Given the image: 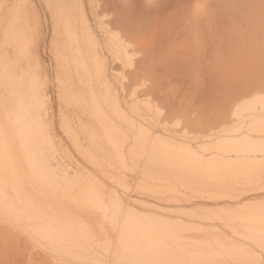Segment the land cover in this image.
<instances>
[{"label": "rangeland", "instance_id": "374dc122", "mask_svg": "<svg viewBox=\"0 0 264 264\" xmlns=\"http://www.w3.org/2000/svg\"><path fill=\"white\" fill-rule=\"evenodd\" d=\"M240 1L0 0V233L30 264H264V156L198 165L154 143L257 136L264 17L228 15ZM130 212L205 239L137 255L119 238Z\"/></svg>", "mask_w": 264, "mask_h": 264}, {"label": "bare ground", "instance_id": "6f19581e", "mask_svg": "<svg viewBox=\"0 0 264 264\" xmlns=\"http://www.w3.org/2000/svg\"><path fill=\"white\" fill-rule=\"evenodd\" d=\"M234 9H231V11H229L230 13L228 14V11H227V13L226 14H228V15H230L231 13L233 14V13H236V11H234V10H238V11H240V13H242V14H247V15H254V16H258V17H264V0H241L235 7H233ZM218 9H223V8H221V7H219ZM225 9V8H224ZM225 10H227V9H225ZM102 11V10H101ZM220 11V10H219ZM223 12V11H222ZM223 12V13H224ZM227 15V16H228ZM235 15V14H234ZM236 16V15H235ZM258 30H261V29H258ZM242 31H244V30H242ZM247 31H248V29H247ZM237 33V32H236ZM239 33H237L236 35H238ZM240 34H242V32L240 33ZM254 34V33H253ZM257 34L259 35V36H257V39L258 38H263L264 39V33L263 32H261V31H257ZM246 35V34H245ZM240 36V35H239ZM244 37V36H243ZM250 37V36H249ZM249 37H246V38H249ZM16 38V37H15ZM121 38V37H120ZM242 38V37H241ZM255 38H256V36H255ZM135 40V39H134ZM247 43V42H246ZM121 44V43H120ZM127 44V43H126ZM121 45H123V44H121ZM244 45V44H243ZM126 46V48L128 47L127 45H125ZM124 47V46H123ZM120 48V47H119ZM126 51L128 50V49H125ZM119 51V50H118ZM125 51V52H126ZM120 52H122V51H120ZM124 52V51H123ZM243 53V52H242ZM123 53H120V55H122ZM246 54V53H245ZM118 55V54H117ZM10 56V55H9ZM119 57V56H118ZM126 57V56H125ZM10 58H12V57H10ZM120 58H122V57H120ZM119 58V59H120ZM10 60V59H9ZM5 61H7V60H5ZM9 62V61H8ZM6 64V63H5ZM133 65V64H132ZM18 68V67H17ZM7 70V69H6ZM7 72V71H6ZM1 74V73H0ZM3 74V73H2ZM119 74V73H118ZM6 75H8V73H6ZM14 74L12 73V75L11 76H13ZM8 77V76H7ZM15 77H16V74H15ZM18 77V76H17ZM12 78V77H11ZM10 81H13V80H9V82ZM7 83L6 82V84H8L7 86H9V84L10 83ZM14 82H16V81H14ZM14 82H11L12 84H10L11 86L13 85H15L14 84ZM19 82H21V81H19ZM0 84H1V82H0ZM32 85V84H31ZM239 85V84H238ZM1 86H2V84H1ZM6 86V85H5ZM12 86V87H13ZM33 86L34 85H32L31 87L33 88ZM16 87H17V85H16ZM1 88V91H2V88L3 87H0ZM11 88V87H10ZM9 88V89H10ZM14 88V87H13ZM13 88H11V89H13ZM39 88V87H38ZM3 89H5L6 90V87L5 88H3ZM9 89H8V91H9ZM11 89H10V91H11ZM14 89H16V88H14ZM31 89V88H30ZM4 90V91H5ZM34 92H33V99H35V98H37L38 96H36L35 94H36V87H34L33 89H32ZM39 90V89H38ZM1 91H0V94H1ZM9 91V92H10ZM15 91V90H14ZM30 91V90H29ZM8 92V93H9ZM264 92V91H263ZM12 93V92H11ZM11 93H9V94H11ZM17 93V92H16ZM24 94V93H23ZM137 94V93H136ZM248 93H245V95H247ZM260 94V93H259ZM2 95V94H1ZM1 95H0V97H1ZM4 95V94H3ZM12 95H13V93H12ZM14 95H15V93H14ZM257 95H258V93H257ZM255 96V98L254 99H256V97H259V95L258 96ZM261 95H263V93L261 94ZM264 96V95H263ZM262 96V97H263ZM12 97V96H11ZM15 97V96H14ZM25 97V96H24ZM35 97V98H34ZM225 97V96H224ZM13 98V97H12ZM259 98H261V96L259 97ZM256 99V100H253V98L251 99V100H253L252 101V103H253V105L255 104H264V99ZM14 99V98H13ZM21 99L22 98H20L19 100H18V102H22V103H18V105L17 104H15V105H17V106H20L21 107V105L23 106L24 104H23V102H24V100L23 99H25V98H23L22 99V101H21ZM250 100V101H251ZM244 101V100H243ZM248 101H249V99H248ZM250 101L248 102V104L250 103ZM142 102V101H141ZM149 102V101H148ZM225 103H226V101H225ZM225 103H223V104H225ZM149 104V103H148ZM222 104V105H223ZM240 104V103H239ZM243 105L244 104H246V106L244 105V106H242V108L243 109H241V106L240 105H238V106H240V108L238 107H236V109H237V111L236 112H234L233 113V125L234 126H232L231 128H233L234 130H233V132L235 133H237V132H241L242 130H244V129H246V127H247V129L246 130H249V128H248V126H246L245 125V121H243V116H242V113L243 112H245V111H247L248 112V110L250 109V108H253V107H251L252 105L251 104H249V106H248V104H247V102L245 103V101H244V103H242ZM251 105V106H250ZM254 105V106H255ZM17 106H16V108H17ZM25 106V105H24ZM23 106V107H24ZM225 106H227V105H225ZM20 107H18V110H19V108ZM246 107V108H245ZM262 107H263V111H264V105H262ZM13 109H15V107L13 108ZM21 109H23L22 107H21ZM20 109V110H21ZM238 109H240V110H238ZM19 110V111H20ZM261 110V109H260ZM261 110V111H262ZM2 111H4L3 109H2ZM23 111V110H22ZM25 111V110H24ZM250 111V110H249ZM263 111H262V113H263ZM8 112V111H7ZM26 113H27V111H26ZM25 113V114H26ZM20 115V114H19ZM23 115H24V112H23ZM263 115V114H262ZM21 116V115H20ZM27 116V115H26ZM26 116H23V118L25 117V119H26ZM264 116V115H263ZM17 117V116H16ZM15 117V118H16ZM28 117V116H27ZM21 118V117H20ZM247 118H248V116H247ZM250 118V117H249ZM5 119V118H4ZM24 119V120H25ZM245 119V118H244ZM254 119V118H253ZM257 119V118H256ZM255 119V120H256ZM260 119H262L261 117L259 118V119H257V121L259 120V122L257 123V122H255V121H253V122H255L254 124H255V130H254V133L256 132V133H258L257 134V136L259 135V133H261V134H264V119H262V120H260ZM248 120V119H247ZM21 122V121H20ZM24 122V121H23ZM23 122H21L22 124H24ZM20 124V123H19ZM247 124V123H246ZM231 125V124H230ZM236 126H237V128H236ZM27 127H29L28 125H27ZM253 127V126H252ZM20 128V127H19ZM24 128H26V127H24ZM230 128V129H231ZM251 128V127H250ZM29 129V128H28ZM254 129V128H253ZM17 130V129H16ZM25 130V129H24ZM23 129H22V131H24ZM251 131H252V129H250ZM18 131V130H17ZM20 131H21V129H20ZM22 131H21V133H22ZM224 132H226L225 130H224ZM223 133V132H222ZM227 133V132H226ZM226 133H223V134H226ZM251 133V132H250ZM255 133V134H256ZM244 134V133H243ZM249 134V133H248ZM252 134V133H251ZM22 135V134H21ZM227 135H231V134H229V133H227ZM23 136V135H22ZM237 136V135H236ZM250 136V135H249ZM247 134H245V135H241L240 137H229V138H226V141L224 140V141H217L218 143H216V145H211V146H213V147H211V146H209V144H207V146L205 145V144H203V145H205L206 146V148H202V149H200L199 151H195V152H192V154L190 155V153H191V150L189 151V149H186L185 148V146L184 147H177V149H175L174 148V145H173V142L171 141V140H166L162 135H160V134H156L155 135V137H154V143L157 145V146H159L160 147V149L164 152V153H167V154H170L171 156H173V157H176V158H182V159H184V160H189L190 159V161H192V162H194L195 164H204V165H212V166H217V165H219V164H221L222 162H223V156H231V155H236L237 157H239L238 159H236V161H238V160H241V162L243 163V164H245V165H248V164H254V165H258L259 164V162H253V161H251V158H250V156H256V155H260V156H262V158H263V156H264V138L262 137V138H260L259 139V137H258V140H255L256 139V137H255V139H254V137H253V139H251L250 137H249ZM261 136V135H260ZM228 137V136H227ZM202 147V146H201ZM193 151V150H192ZM215 153V154H214ZM217 153H220V154H222V156L221 155H218ZM187 154H189V156L187 155ZM214 154V155H213ZM217 154V155H216ZM212 155V156H211ZM243 155H244V157H243ZM234 157V156H233ZM236 157V158H237ZM257 158H259V156L257 157ZM225 159L226 158H224V162H225ZM253 159H254V157H253ZM230 160V159H229ZM228 160V158H227V161H229ZM234 160V159H233ZM232 161V160H231ZM235 161V160H234ZM223 162V163H224ZM260 163H261V161H260ZM259 171V170H258ZM19 188V187H18ZM14 190V189H13ZM13 190H12V193H14L13 192ZM8 192V191H7ZM20 192V191H19ZM23 192H25L24 190H23ZM5 193H6V191H5ZM9 194V193H8ZM10 196H11V194H9ZM9 195H7V196H9ZM14 195H15V193H14ZM6 197V196H5ZM14 197V196H13ZM18 197V196H17ZM8 198V197H7ZM16 198V197H15ZM19 198V197H18ZM12 199V198H11ZM20 199V198H19ZM22 200H23V198H22ZM18 201V200H17ZM24 201H22L21 203H23ZM3 203H5V202H3ZM21 205V204H20ZM22 206V205H21ZM17 207H18V205H17ZM25 207V206H24ZM27 207V206H26ZM37 207V206H36ZM18 208H21V207H18ZM35 209V208H34ZM34 209H32V211L34 210ZM40 216V215H39ZM37 217H38V215H37ZM196 217V216H195ZM42 219V218H41ZM56 221V220H55ZM59 221V220H58ZM39 222V221H38ZM42 223H43V221H41ZM40 222V223H41ZM41 223V224H42ZM163 223V222H162ZM162 223H160V221H159V219H156L155 217H146L145 216V218H137V216L135 215V213H133V212H130V214H128L126 217H124V220H123V223H122V232H121V234H120V236H119V238H121V240H123L124 238H126V237H128V238H132V239H134V240H136V241H139V243L141 244V246H139V247H141V248H139V250H137V252L135 253V254H137V255H139V254H149V253H151L152 251H156L158 248H162V249H165V248H167V247H169V246H172V245H175V244H177V243H179V242H187V243H194V245L192 244V246H194V247H196L195 246V244H200L199 243V241H201V240H203V239H205V238H201L202 236H200L199 238H193V237H181V236H178V235H174V233H173V235H171V236H166L170 231V229H169V226L167 227V225H165V224H162ZM186 223V222H185ZM55 224V223H54ZM54 224H52V225H54ZM5 226V225H4ZM41 227V226H40ZM56 228V227H55ZM121 228V227H120ZM5 230H8L7 228L5 229ZM1 232H6V231H3V230H0ZM56 231V230H55ZM10 232H12L11 230H10ZM52 232H54V231H52ZM7 233V232H6ZM8 233H9V231H8ZM18 233V232H17ZM16 233V234H17ZM55 233V232H54ZM1 234V236H0V238H3L2 237V233H0ZM11 234V233H10ZM25 234V233H24ZM172 234V233H171ZM6 235H8V234H6ZM20 235V234H19ZM219 236V235H218ZM7 237V236H6ZM12 237H17V236H13V234H12ZM12 237H11V239H12ZM8 238V237H7ZM10 238V237H9ZM18 238V237H17ZM10 239V240H11ZM1 241H0V245H2L3 247H5L6 245H7V242L9 241L8 239H5V238H3V239H0ZM5 240H7V242L5 241ZM16 240V239H15ZM15 240H13V241H11V243H10V241H9V244L7 245V248H11L10 250H9V252H8V254H4V256L3 257H0V264H30L29 262H30V259L28 260V259H26V258H28V257H25L24 256V254H23V252H24V250L26 249V247L23 249V248H21L20 246H22V245H20L21 243H19V240H21L20 238H18L17 240L18 241H15ZM128 240V239H127ZM133 240V241H134ZM22 241V240H21ZM38 241H40V240H38ZM118 241H119V239H118ZM5 242H6V244H5ZM24 242V241H23ZM41 242V241H40ZM123 242H125V240L124 241H122V243ZM26 243V242H25ZM35 243V242H34ZM118 243V242H117ZM204 243V242H203ZM202 243V244H203ZM23 244V243H22ZM40 244V243H39ZM208 244V243H207ZM28 245V244H27ZM38 245V244H37ZM204 245H206V244H204ZM26 246V245H25ZM120 245H118V249L122 246H120ZM200 246V245H199ZM208 246H210V245H208ZM28 247H30L29 245H28ZM27 247V248H28ZM204 247V246H203ZM1 248V247H0ZM6 248V247H5ZM6 248V249H7ZM32 248H34L33 246H32ZM40 248V247H39ZM122 249H124L123 248V246L121 247ZM198 248V247H197ZM1 249H4V248H1ZM1 249H0V251H1ZM35 249V248H34ZM175 249V248H174ZM199 249V248H198ZM209 249V248H208ZM27 250V249H26ZM30 250V248H28V251ZM132 250V249H131ZM130 250V251H131ZM31 251V250H30ZM37 251V250H36ZM35 251V252H36ZM116 251V250H115ZM124 251H125V249H124ZM129 250L128 251H125L126 253L128 252H130ZM163 251V250H162ZM196 251V250H195ZM203 251V250H202ZM206 251V250H205ZM211 251V250H210ZM26 252V251H25ZM37 252H39V251H37ZM116 252H118V250L116 251ZM115 252V254H118V253H116ZM125 252H123V253H125ZM159 252V251H158ZM177 252V253H176ZM175 253V255L174 256H176L177 257V254H178V251H176ZM27 253V252H26ZM125 253V255H128V254H126ZM130 253H132V251L130 252ZM161 253V252H160ZM171 253H173V251L171 252ZM28 254V253H27ZM36 254V253H35ZM113 255V256H115V257H117L116 255ZM120 254V253H119ZM122 254V253H121ZM134 253H133V255H135ZM181 254V253H180ZM1 255H3V253L1 254ZM32 255L33 256H35L33 253H32ZM31 255V256H32ZM39 255H42L41 253L40 254H38L37 256L38 257H40ZM44 255V254H43ZM43 255H42V257H43ZM106 255V254H105ZM130 255H132V254H130ZM129 255V256H130ZM183 255V254H182ZM200 255V254H199ZM204 255V254H203ZM207 255V254H206ZM206 255H204V256H206ZM212 255V254H211ZM119 256V255H118ZM128 256V257H129ZM144 256V255H143ZM150 256V255H149ZM209 256V255H208ZM37 257V258H38ZM42 257H41V259H42ZM107 257V256H106ZM140 257H142V256H140ZM139 257V258H140ZM145 257V256H144ZM163 257H165V256H163ZM212 257V256H211ZM46 258V257H45ZM49 258V257H48ZM133 258V257H132ZM168 258V257H167ZM35 259H36V257H35ZM40 258L39 259H37L33 264H43V261L41 260ZM133 259H135V258H133ZM31 260H33V258H31ZM47 260H49V259H47ZM47 260H45V264H46V261ZM105 260V259H104ZM136 260V259H135ZM142 260H143V258H142ZM34 261V260H33ZM114 261V260H113ZM122 261H124V260H122ZM122 261L120 262V263H122ZM155 261L157 262V261H159V260H156L155 259ZM163 261V260H162ZM105 262H106V260H105ZM118 262V261H117ZM126 262V261H125ZM132 262V261H131ZM47 264H50V263H48L47 262ZM51 264H52V261H51ZM135 264V263H134ZM141 264H143V263H141ZM156 264V263H155Z\"/></svg>", "mask_w": 264, "mask_h": 264}, {"label": "crops", "instance_id": "0c3cea01", "mask_svg": "<svg viewBox=\"0 0 264 264\" xmlns=\"http://www.w3.org/2000/svg\"><path fill=\"white\" fill-rule=\"evenodd\" d=\"M0 204H1V203H0ZM0 211L2 212V210H1V209H0ZM1 212H0V213H1Z\"/></svg>", "mask_w": 264, "mask_h": 264}]
</instances>
